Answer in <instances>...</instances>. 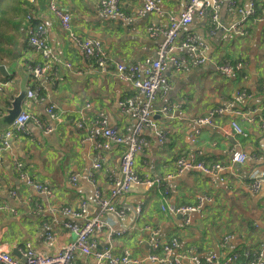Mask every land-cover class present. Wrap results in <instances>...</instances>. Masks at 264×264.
Here are the masks:
<instances>
[{
    "label": "crops",
    "instance_id": "obj_1",
    "mask_svg": "<svg viewBox=\"0 0 264 264\" xmlns=\"http://www.w3.org/2000/svg\"><path fill=\"white\" fill-rule=\"evenodd\" d=\"M186 1L161 0L163 12L155 14L143 12L144 0H120L121 9L131 23L102 15L98 10L100 0H60V6L71 14L72 33L77 39H98L113 61L140 65L146 58L156 57L164 40L162 34L151 37L148 29L154 26L166 30L169 17L181 14ZM249 1L256 3L257 16L249 21L246 37L230 38L222 28L239 19L236 10L228 5L219 12L221 28L215 34H212L210 13L206 18L196 17L184 32L207 43L205 54L210 62L204 66L189 65L178 75L168 69L166 77L171 89L167 95L162 90L159 92L153 108L168 107L170 112L154 115L155 127H145L146 145L135 163L142 178H165L176 175L180 157L202 151L201 160L231 166L232 172L221 173L214 182L203 172L188 171L164 180L160 187L134 185L122 199L112 200L111 180L121 176L120 159L126 145L95 149L84 141L87 133L78 129L74 121L89 124L104 115L110 126L127 134L133 121L125 115L121 104L131 99L142 104L144 97L131 84L120 81L112 73L99 71L93 60L86 59L80 45L55 19L48 7L49 0H36L35 5L29 0H5V52L0 54V60L4 56L9 60L0 65L11 72L14 66L28 72L30 65L42 63L41 56L29 45L27 28L44 22L54 53L72 66L55 64L52 80L42 87V100L27 97L24 112L34 117L28 126L29 134L13 139L11 150L2 156L0 202H9L12 209L0 212V243H8L15 258H21L20 250L26 243H32L38 253L48 257L75 241L76 235L65 224L84 221L72 219L62 209H79L81 202H86L87 213L96 214L95 186L88 180L91 172L103 195L118 209L131 208L124 217L112 213L104 216L108 227L95 236L99 250L110 248L117 256L128 253L144 260L141 264H157L145 260L150 254H162L161 250L153 252L151 247L152 233L156 232L160 245L177 238L176 252L185 256L189 264L195 256L201 260L210 256L223 260L244 250L264 254V177L258 192L251 189L252 176L264 174V130L258 121L264 116V21L260 22L264 19V0H238V3L245 8ZM32 13L38 14L39 20L28 23L25 17ZM178 54L190 62L193 60L188 51ZM240 61L245 64L241 74L226 76L218 71L217 67L225 62ZM5 79L0 73V80ZM8 79L13 82L0 94L2 111L10 107L13 96L19 93L18 76L13 74ZM34 84L29 77V90ZM242 89L249 97L238 102L236 96ZM50 106L56 107L60 121L50 118ZM227 106L229 111L217 118L215 125L198 128L194 124V119ZM255 109L262 111L253 114ZM246 112L252 114H243ZM36 120L43 126H52L53 132L45 133ZM234 121L248 137L235 135ZM160 135L166 139L161 141ZM235 150L247 154L244 165L232 166ZM99 161L102 167L95 170L94 165ZM17 163L23 164L25 172L36 182L51 188L53 195L47 197L28 186L19 176ZM72 176L78 177L77 183H72ZM12 191L17 192L16 198L11 197ZM204 197L210 201L192 215L189 225H185L181 215L161 210V205L195 206ZM138 206L142 207L140 213L136 211ZM110 230L124 233L109 237ZM48 233L54 235L51 242L47 240ZM91 261V257L79 255L75 264Z\"/></svg>",
    "mask_w": 264,
    "mask_h": 264
},
{
    "label": "built area",
    "instance_id": "obj_2",
    "mask_svg": "<svg viewBox=\"0 0 264 264\" xmlns=\"http://www.w3.org/2000/svg\"><path fill=\"white\" fill-rule=\"evenodd\" d=\"M32 5L36 4V0H29ZM225 5L235 9L239 19L224 28L227 36L234 37H246L249 35V29L247 26L248 21L253 20L257 16L256 3L249 1L245 8H241L237 0H187L186 6L183 12L179 15H171L169 17V27L166 30L159 29L151 26L148 31L151 37H156L159 34L164 36L163 42L159 45L156 57H148L140 65L126 64L121 62H115L109 58L105 51L103 44L98 39H77L73 32V18L69 12L64 11L59 3V0H49V9L58 17L59 23L62 28L73 38L82 48L86 59L93 60L96 68L101 72L112 73L120 81L129 83L137 91L139 95L144 97L145 102L140 104L135 99L128 100L121 104L125 115L133 121V126L128 128L127 134H122L116 127L110 126L108 119L101 115L92 123H85L82 120L74 121L75 126L78 129H82L87 133L85 142H89L95 149L107 150L116 145H126V150L120 159V177L111 180L112 190L111 199H122L127 193L130 192L134 185L144 186L147 188L160 187L164 180L174 178L172 175H168L165 178L157 179H143L136 173L135 170V158L141 153L146 145V139L144 137L145 127H155L153 123V117L156 114L168 113L170 109L163 107L162 110L154 109L153 105L157 101L159 92L162 90L164 95H167L171 89V83L166 77L168 69H172L173 72L178 75L189 66H204L209 64L210 58L206 56L207 43L200 40L192 34H184L190 25L193 24L196 17L205 18L209 13L211 15V21L213 26L212 34H215L217 30L221 28L219 23V12ZM98 10L102 15L109 17H116L122 19L127 23H131L132 20L127 18L120 6V0H100ZM144 13H158L162 14L161 0H144L143 3ZM39 20V15L32 13L26 16L28 23ZM264 21V19H261ZM40 29L33 31L31 28H27V36L29 34L30 47L41 55L43 60L40 64H34L29 66L32 73L31 79L34 81L33 88L28 91V99H41L42 87L45 83H49L52 80V67L55 64H64L68 68H72L71 64L65 62L64 58H58L53 53L48 37L47 29L43 28V24H35L32 27ZM182 37V38H181ZM179 51H188L193 60L178 54ZM64 59V60H63ZM116 66L115 70H111L112 66ZM244 62L229 63L225 62L218 66V71L226 76H232L235 73L244 69ZM44 80V82H43ZM13 80H0V93L6 90ZM237 101L241 102L249 97L247 91L242 89L237 93ZM89 107V105H88ZM264 109V106L263 108ZM229 111V106L218 107L211 110L207 116L198 117L193 120L194 124L198 128L205 125L213 126L216 123V119L223 116ZM260 109H255L252 113L261 112ZM246 112L243 114H252ZM48 114L50 118L55 121H60V116L56 107L51 106L48 108ZM3 115L2 109H0V116ZM34 120L33 115L22 112L15 120L13 126L7 130L0 131V165L2 164V156L5 152H9L13 145V139L20 135L29 134V123ZM260 128L264 130V116L259 120ZM36 122L41 126L45 133H52L54 128L52 126H43L38 120ZM232 129L237 136L248 137V134L241 127V125L234 121L232 123ZM196 134H199L196 131ZM161 141L166 138L160 135ZM203 156L202 151L190 153L185 157H180L177 162V169L179 176L185 171H199L207 174L210 178H219L221 173L230 171L232 167L221 163L206 164L200 157ZM248 160L247 154L241 150H235L231 156V164L244 165ZM102 167L99 161L94 165V169H100ZM16 169L19 176L24 182L33 187L39 193L47 197L53 195L51 188L36 182L25 171V167L21 163L16 164ZM95 174L91 172L88 176V180L95 186V204L97 206V212L91 216L87 213V203L81 202L79 209L72 207H64L63 213L69 215L72 219L78 221H84L80 224L75 221H70L65 226L76 235L75 241L69 243L59 253L45 257L38 253L32 243H26L21 248V258L17 259L13 255V249L8 243H0V264H75L79 255L91 257L92 261L89 264H141L140 261L133 260L131 256L126 253L123 256L115 255L110 248L99 250L95 241V236L108 227L104 220V216L108 213L115 214L118 217H124L131 211L130 207L118 209L111 200L103 195L102 190L96 185ZM264 174L252 176L251 189L258 192L261 189V180ZM72 183L78 182L77 176H72ZM216 182V179H214ZM167 188L164 189V195ZM12 198L17 197V192L12 191L10 193ZM209 198H202L199 200L200 204L197 207L193 206H162L163 212H168L171 215H181L184 218L185 224L189 225L192 221V215L200 210L203 203L209 201ZM12 206L9 202H0V212L11 210ZM142 210L141 206L136 208L137 213ZM110 229V228H109ZM124 232L112 231L109 232V237L120 236ZM151 247L153 252L161 250V255L150 254L146 257V261L157 264H187L186 257L176 252L179 246L177 238H173L169 243L160 245L155 236L158 233H152ZM54 235L48 233L47 240L53 241ZM264 264V254H253L249 250L242 252H234L230 254L226 259L220 260L215 256H210L205 260H201L198 257L192 258V264Z\"/></svg>",
    "mask_w": 264,
    "mask_h": 264
},
{
    "label": "water",
    "instance_id": "obj_3",
    "mask_svg": "<svg viewBox=\"0 0 264 264\" xmlns=\"http://www.w3.org/2000/svg\"><path fill=\"white\" fill-rule=\"evenodd\" d=\"M14 59L17 58V55L13 56ZM12 72L6 69L5 65H0V73L5 78L11 77L13 74H16L20 80L19 82V93L13 96L12 101L10 102L9 108H4L5 114L0 116V131L7 130L11 128L18 118V116L22 113L23 104L27 99L28 95V84H29V75L25 72V69L20 66L12 67Z\"/></svg>",
    "mask_w": 264,
    "mask_h": 264
},
{
    "label": "bare ground",
    "instance_id": "obj_4",
    "mask_svg": "<svg viewBox=\"0 0 264 264\" xmlns=\"http://www.w3.org/2000/svg\"><path fill=\"white\" fill-rule=\"evenodd\" d=\"M238 1V0H237ZM187 2V1H186ZM59 3H60V0H59ZM242 8V7H241ZM52 12V11H51ZM52 14L54 15V17H55V19L57 20V21H59V19H58V17L52 12ZM155 14H158V13H155ZM127 17V16H126ZM207 17V16H206ZM205 17V18H206ZM127 18H129V17H127ZM130 19V18H129ZM251 21V20H250ZM235 23V22H234ZM40 24V23H39ZM41 24H43V28L44 29H47V27H46V25L44 24V22H41ZM71 25H72V23H71ZM247 25H249V21H248V23H247ZM32 29L33 31H37L38 29H40V26H38L37 28H34V27H32V25H30V27L28 28V29ZM28 42H29V45H30V39H29V34H28ZM32 49H33V47H31ZM34 50V49H33ZM35 51V50H34ZM36 52V51H35ZM37 53V52H36ZM53 53H54V51H53ZM55 54V53H54ZM40 55V54H39ZM41 56V55H40ZM55 56L57 57V55L55 54ZM17 59V58H16ZM30 66H34V64L33 65H30ZM30 67H28V72H26L28 75H32V73L30 72V69H29ZM115 68H116V66L114 65V66H112L111 67V70H115ZM3 82H5V80L3 81ZM43 82H44V80H43ZM5 93V90L2 92V93H0V94H4ZM51 107V106H50ZM49 107V108H50ZM22 112H24V110L22 111ZM32 121H34V120H32ZM36 122V121H35ZM37 123V122H36ZM41 123V122H40ZM38 124V123H37ZM145 130V129H144ZM139 155V154H138ZM137 155V156H138ZM137 156H136V158H135V163H136V159H137ZM204 161V160H203ZM205 162V161H204ZM206 163V162H205ZM207 164V163H206ZM209 164H211V163H209ZM214 164H216V163H214ZM135 170H136V168H135ZM188 171H190V170H188ZM188 171H185V172H188ZM184 172V173H185ZM136 173H137V171H136ZM138 174V173H137ZM139 175V174H138ZM182 175V174H181ZM180 175V176H181ZM140 176V175H139ZM173 177H177V176H179V174H178V172L176 171V175L174 176V175H172ZM143 179H145V178H143ZM148 179V178H147ZM214 179H216V178H214V177H211V180L212 181H214ZM204 198H208V197H204ZM210 201V200H209ZM208 202V201H207ZM200 204V202L197 204V205H195V206H193V207H197L198 205ZM205 203H203L202 204V207H203V205H204ZM162 206H164V205H161V207ZM201 207V208H202ZM200 208V209H201ZM183 217V216H182ZM186 225V224H185ZM133 260H137V261H140L141 263L144 261V260H141V259H136V258H133V257H131ZM186 263L187 264H189L187 261H186ZM192 264V263H191ZM204 264V263H203ZM263 264V263H262Z\"/></svg>",
    "mask_w": 264,
    "mask_h": 264
},
{
    "label": "rangeland",
    "instance_id": "obj_5",
    "mask_svg": "<svg viewBox=\"0 0 264 264\" xmlns=\"http://www.w3.org/2000/svg\"><path fill=\"white\" fill-rule=\"evenodd\" d=\"M1 7L5 9V0H1ZM5 12V11H4ZM5 13L0 15V54L5 52ZM9 60L8 56H4L0 63Z\"/></svg>",
    "mask_w": 264,
    "mask_h": 264
},
{
    "label": "trees",
    "instance_id": "obj_6",
    "mask_svg": "<svg viewBox=\"0 0 264 264\" xmlns=\"http://www.w3.org/2000/svg\"><path fill=\"white\" fill-rule=\"evenodd\" d=\"M4 11H5V9H4V8H2V7H1V5H0V15H1V14H4ZM243 70H244V69H243ZM243 70H242V71H239V72H237V74H238V73H240V74H241V73L243 72Z\"/></svg>",
    "mask_w": 264,
    "mask_h": 264
},
{
    "label": "clouds",
    "instance_id": "obj_7",
    "mask_svg": "<svg viewBox=\"0 0 264 264\" xmlns=\"http://www.w3.org/2000/svg\"><path fill=\"white\" fill-rule=\"evenodd\" d=\"M31 5H32V4H31ZM25 18H26V17H25ZM66 33H67V32H66ZM30 77H31V76H30ZM5 80H10V79L7 78V79H5Z\"/></svg>",
    "mask_w": 264,
    "mask_h": 264
}]
</instances>
